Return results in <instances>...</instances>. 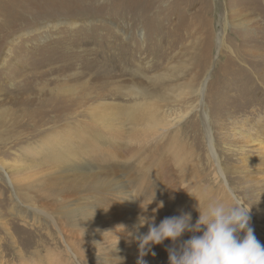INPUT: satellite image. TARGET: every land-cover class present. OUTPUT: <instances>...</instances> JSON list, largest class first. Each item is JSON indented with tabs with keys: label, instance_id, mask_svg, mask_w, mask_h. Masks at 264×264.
<instances>
[{
	"label": "rangeland",
	"instance_id": "obj_1",
	"mask_svg": "<svg viewBox=\"0 0 264 264\" xmlns=\"http://www.w3.org/2000/svg\"><path fill=\"white\" fill-rule=\"evenodd\" d=\"M133 1L126 10L124 0H1L10 12L11 54L4 65L6 48L0 56V163H6L0 164V264H30L35 251L45 264H90V252L105 264H138L140 237L147 232L141 216L154 217L158 225L190 212L195 224L198 204L204 210L208 199L219 202L222 193L232 204L229 190L251 208V225L264 244V134L254 129L264 122V0H142L141 10L140 0ZM82 92L91 101V120L116 105L117 111L146 109L162 124L186 116L168 136H157L149 149L154 156L148 155L153 167L143 156L135 161L125 160V153H91V173L130 177L140 185L137 194H104L89 208L80 191L54 199L44 192L33 204L44 214L27 209L24 198L16 204L19 183L9 168L20 159L16 133L23 104L16 99L26 93V107L33 108ZM81 111L78 120L92 124ZM141 128L132 135L147 136ZM252 140L258 143L248 145ZM187 158L190 175H178V163ZM45 214L55 216L57 225ZM12 242L28 261H19ZM170 246L165 241L144 249V264H168Z\"/></svg>",
	"mask_w": 264,
	"mask_h": 264
},
{
	"label": "bare ground",
	"instance_id": "obj_2",
	"mask_svg": "<svg viewBox=\"0 0 264 264\" xmlns=\"http://www.w3.org/2000/svg\"><path fill=\"white\" fill-rule=\"evenodd\" d=\"M141 1L142 0H140L139 3L137 2V5H140L139 10L143 8V4H140ZM134 3L136 2L133 0H124L123 4L127 8L126 10H128L131 5H134ZM0 12V15H5V23L2 22L3 26H0V29L2 30L0 31L1 56V54H3V50L5 48L7 49V46L9 44V42L7 43L9 39L6 40V38H8L9 36L7 35V30L11 29V27L8 26L11 22L9 18L7 19V17H9L10 15V12L4 7V5L0 6ZM124 36L125 39H128V33H124ZM136 47L140 49L139 46L136 45ZM10 54V48H8L5 52V56L3 57L4 59L2 65H4V62L6 61V59H8L7 57ZM24 63L25 60L21 62V64ZM40 74L42 73L36 74L35 76L38 75L36 78H38ZM132 88L134 91H137L138 89V87L135 86H132ZM72 90L73 88H69L66 91L71 92ZM137 94L140 95L141 92L138 91ZM182 95L183 93L180 92V94L177 96L181 97ZM87 97H89V95L82 92V94L75 97L73 95L70 97H61L55 102H51L52 104H42V102H35L32 104H36L33 106V108L26 107V105L28 106L29 104L26 93H22L21 95H19V98L16 99L18 102L23 104V106L19 108L20 120L17 128L18 133H16L17 139L21 140V147H19L20 155L18 157L20 159L16 163L17 166L12 164L9 165V168L12 169L11 172H6L7 174H9V172L10 174L12 173L19 183V186L16 187L17 191H14V200L16 201V204L22 205L21 201L23 200H21V198H24L26 201L25 204H28L26 206L27 209L33 210L39 214H44L38 209V207L33 206L34 200L38 196H46L44 192H50V195L54 194V199L57 198V193L61 194L64 192V194L66 195H75L77 191H80L78 194H82V196H80L79 199L84 200L86 204L85 206H89V208H91V202H93L92 200L100 199L104 194L109 195L112 192H121L122 194L125 193V196H127V194H137L140 191V185H138L136 181L130 177H125V180H122V182L120 179H116L113 176L102 177L100 174L91 173L95 170L91 165V153H96L97 155L99 153L105 152L107 154H110L111 158L120 155L122 156L125 153V160L131 158L135 161H139L140 157L143 156V161L147 162V165L151 167L152 164L150 163L148 155L154 156V154L151 150L149 151V149L153 148V146L155 145L156 139H158L157 136H160L161 138L168 136L169 134L166 133H169V131H171L172 129H176V127L180 124L179 120L183 119V117L186 116V114H184V116H180L178 118V121H176L175 123L165 122L164 124H162V122H157L156 117L152 116L150 114V111L146 109L140 110V108H138L128 112L129 110L122 108V110L117 111L116 105L111 108L109 113H106L104 115L98 113L97 116H95L94 114V118L91 120L92 112L91 108L89 107L90 100ZM81 109H83L85 116H87L92 121V124L86 123L84 119H81V121L78 120L79 115L83 114ZM139 122L142 123L139 124ZM261 122L262 121L258 122V125L256 124V128L254 129L255 131H259V134L260 132L264 134V122ZM127 124H130L134 129L143 126V128H141L143 131H139V133H145V135L147 136L141 139L135 137L134 135H132L134 129L131 130L127 128V131L124 129V126ZM237 132V134L241 133L240 130H237ZM251 142H249L248 145H255V143H258L254 140H252ZM210 149H212V146L210 147ZM211 151L212 150H209L210 153ZM1 163L6 165L4 161H2ZM192 166L193 164L191 165L189 163L188 158L184 160V162L183 160L180 161L177 166V169L179 170H177L178 175L181 174V171L182 174L190 175ZM182 168L183 170H181ZM109 169L111 170V172H114L113 167ZM153 169L156 171V173L161 171V169L159 168ZM97 170L106 171L107 169L99 168ZM69 177H71V179L66 183V186H58L63 180ZM105 181L107 183L106 186H100L99 189H96V187H94V185L103 184ZM10 184L13 186H17L14 185L15 183H13L12 181H10ZM207 189L205 191H207ZM210 195L206 197L211 198ZM220 198L221 199L219 202L222 201L226 204H231L227 200V196H225L223 193L222 197ZM61 210L64 213L71 214V218L75 217L71 212L64 209ZM76 213L79 215V217L76 218L83 217L82 213L75 211V214ZM24 214L27 215V211L24 212ZM44 216H49V222L53 223L54 226L57 225L58 221L57 219H55V216L46 214ZM68 224L72 226L74 225L73 221H68ZM11 244L12 245H10L9 248H11L12 246L16 256L19 257V261H28V257H24V253L21 251V249H16L18 245H15L13 242ZM138 247H140V245H138ZM150 247L151 245H148L145 247V249H150ZM30 256L32 257L29 261L30 264H45V261L43 260L44 258L41 259L39 251L32 252ZM87 257L90 259V264L91 261L93 262V264H105L107 262L99 255L93 256L92 254L91 256V252L88 253Z\"/></svg>",
	"mask_w": 264,
	"mask_h": 264
},
{
	"label": "clouds",
	"instance_id": "obj_3",
	"mask_svg": "<svg viewBox=\"0 0 264 264\" xmlns=\"http://www.w3.org/2000/svg\"><path fill=\"white\" fill-rule=\"evenodd\" d=\"M232 204L208 199L206 207L192 223L190 212L165 217L158 225L147 216L139 218L141 227L147 232L140 237L141 259L146 246L163 245L170 241L166 249L168 264H264V244L257 239L251 225V208L240 202V198L229 190ZM163 207V202L159 204ZM190 233V238L182 237ZM152 255H155L153 252Z\"/></svg>",
	"mask_w": 264,
	"mask_h": 264
}]
</instances>
